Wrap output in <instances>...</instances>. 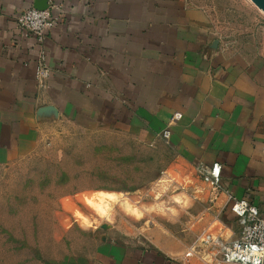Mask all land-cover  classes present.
<instances>
[{
    "label": "crops",
    "instance_id": "obj_1",
    "mask_svg": "<svg viewBox=\"0 0 264 264\" xmlns=\"http://www.w3.org/2000/svg\"><path fill=\"white\" fill-rule=\"evenodd\" d=\"M51 1L62 10L46 33L52 75L41 87L40 45L17 18L44 0H0V162L31 155L59 122L123 120L161 132L181 113L170 144L195 167L219 163L222 187L264 210V59H233L229 50L240 40H231L212 7L200 0ZM80 264L188 261L118 243Z\"/></svg>",
    "mask_w": 264,
    "mask_h": 264
},
{
    "label": "rangeland",
    "instance_id": "obj_2",
    "mask_svg": "<svg viewBox=\"0 0 264 264\" xmlns=\"http://www.w3.org/2000/svg\"><path fill=\"white\" fill-rule=\"evenodd\" d=\"M199 5L240 40L233 59H264V13L251 0ZM124 122H59L31 155L0 162V264L89 263L118 243L218 264L200 240L238 231L222 193L163 131Z\"/></svg>",
    "mask_w": 264,
    "mask_h": 264
},
{
    "label": "built area",
    "instance_id": "obj_3",
    "mask_svg": "<svg viewBox=\"0 0 264 264\" xmlns=\"http://www.w3.org/2000/svg\"><path fill=\"white\" fill-rule=\"evenodd\" d=\"M48 5L45 10L28 9L17 18L20 30L33 35L40 45L35 74L41 87L46 86L52 75L44 49L46 33L58 25L62 10L61 5L51 0ZM181 118V113H175L171 125ZM171 125L161 133L167 141L171 137ZM196 169L205 182L222 193L227 208L238 224V232H231L228 236L223 232L205 234L200 240L202 247L214 252L209 255H212V259L216 257L219 264H264V210L261 211L246 199L236 198L222 187L219 163L211 166L199 164Z\"/></svg>",
    "mask_w": 264,
    "mask_h": 264
},
{
    "label": "water",
    "instance_id": "obj_4",
    "mask_svg": "<svg viewBox=\"0 0 264 264\" xmlns=\"http://www.w3.org/2000/svg\"><path fill=\"white\" fill-rule=\"evenodd\" d=\"M257 7L259 10L264 12V0H251ZM48 0H44L43 3L36 5L35 9L38 10H45L48 8Z\"/></svg>",
    "mask_w": 264,
    "mask_h": 264
},
{
    "label": "bare ground",
    "instance_id": "obj_5",
    "mask_svg": "<svg viewBox=\"0 0 264 264\" xmlns=\"http://www.w3.org/2000/svg\"><path fill=\"white\" fill-rule=\"evenodd\" d=\"M263 12V11H262ZM264 13V12H263Z\"/></svg>",
    "mask_w": 264,
    "mask_h": 264
}]
</instances>
